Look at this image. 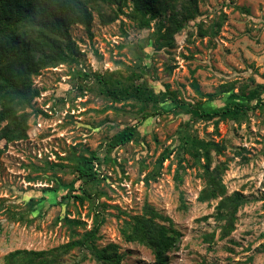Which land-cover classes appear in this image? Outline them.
<instances>
[{"label": "rangeland", "instance_id": "rangeland-1", "mask_svg": "<svg viewBox=\"0 0 264 264\" xmlns=\"http://www.w3.org/2000/svg\"><path fill=\"white\" fill-rule=\"evenodd\" d=\"M131 11L128 1L112 23L93 14L89 32L71 26L77 64L32 77L39 94L24 111L26 137L0 141V264L15 251L77 243L95 227V249L115 245L120 264H152L148 248L121 235L145 203L182 234L169 264H264V0H197L195 19L171 46L155 34L168 14L139 28L127 17ZM92 73L166 90L177 106L114 102ZM241 89H258L259 100L241 99ZM232 103L242 105L238 114L205 120L189 113L196 104L212 111ZM130 127L134 138L107 152L109 140ZM187 135L210 145L211 169L226 168L225 198L244 201L226 238H220L226 225L220 199L198 201L207 161L202 151L197 160L188 152ZM91 152L100 160L97 183L85 184L72 171L73 159ZM85 189L91 200L79 203L74 196ZM64 262L97 264L77 246Z\"/></svg>", "mask_w": 264, "mask_h": 264}, {"label": "trees", "instance_id": "trees-1", "mask_svg": "<svg viewBox=\"0 0 264 264\" xmlns=\"http://www.w3.org/2000/svg\"><path fill=\"white\" fill-rule=\"evenodd\" d=\"M128 1L132 4V11L127 17L136 22L139 28H148L151 20L168 14L167 21L156 25L155 30L157 42H162L164 46H171L173 36L188 21L194 20L197 13V0H0V141L8 143L26 137L29 115L24 111L39 94L32 88V77L45 68L57 67L63 63L77 64L76 57L79 53L70 38V27L78 24L89 32L93 14H96L101 24L112 23L118 15L123 14L122 8ZM197 27L198 32L203 34L202 27ZM83 76L88 77L87 74ZM90 77L114 102L131 101L143 107H157L166 100L174 106L178 103L172 93L166 90L155 93L145 82L136 84L130 79L118 80L112 75L104 77L99 73H92ZM238 96L251 101L258 99L259 90L241 89ZM241 107L239 103H232L222 109L205 111L196 104L189 113L195 118L210 120L214 116L238 114ZM135 134V127L125 128L115 134L109 140L107 152L126 145ZM184 142L188 152L196 160L200 151L205 156V185L199 193L198 201L205 203L220 199L218 209L225 211L222 219L226 222L220 238H226L233 229L236 210L244 201L237 195L225 198L222 175L226 168L222 165L210 168L209 144L188 135ZM1 153L2 149L0 155ZM88 156L75 157L72 171L77 180L85 184H96L94 165L100 160L94 152L88 153ZM164 159L165 156L159 163ZM177 180L180 181L178 178ZM74 199L83 203L84 200H91V193L85 189L82 195H75ZM180 207L185 208L182 201ZM97 231L98 227H95L92 234L85 235L77 243H66L41 251H15L4 258L5 264H65V258L76 246L86 249L97 264H120L123 256L117 253L115 245L102 250L95 249L93 239ZM121 235L126 242L138 243L148 248L154 258L152 264H169L168 254L176 248L182 237L172 221L148 203L143 205L141 214L133 216L124 225ZM205 239L207 242L212 240L211 236ZM86 257L84 255L83 259Z\"/></svg>", "mask_w": 264, "mask_h": 264}]
</instances>
